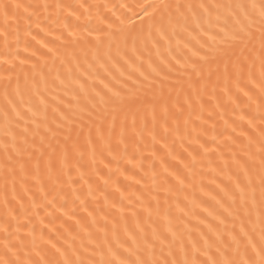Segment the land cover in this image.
Masks as SVG:
<instances>
[{"label": "snow or ice", "instance_id": "1", "mask_svg": "<svg viewBox=\"0 0 264 264\" xmlns=\"http://www.w3.org/2000/svg\"><path fill=\"white\" fill-rule=\"evenodd\" d=\"M0 264H264V0H0Z\"/></svg>", "mask_w": 264, "mask_h": 264}]
</instances>
